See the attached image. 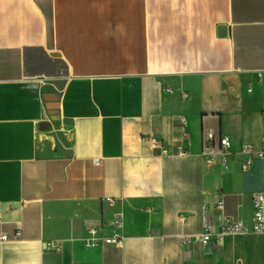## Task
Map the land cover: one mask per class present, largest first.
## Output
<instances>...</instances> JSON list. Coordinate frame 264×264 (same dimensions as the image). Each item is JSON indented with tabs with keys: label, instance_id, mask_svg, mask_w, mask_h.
<instances>
[{
	"label": "crops",
	"instance_id": "crops-1",
	"mask_svg": "<svg viewBox=\"0 0 264 264\" xmlns=\"http://www.w3.org/2000/svg\"><path fill=\"white\" fill-rule=\"evenodd\" d=\"M258 71L264 0H0V264H264V235L184 242L218 199L252 223ZM205 131L230 138L226 166L205 163ZM115 212L123 247L87 248Z\"/></svg>",
	"mask_w": 264,
	"mask_h": 264
},
{
	"label": "built area",
	"instance_id": "built-area-1",
	"mask_svg": "<svg viewBox=\"0 0 264 264\" xmlns=\"http://www.w3.org/2000/svg\"><path fill=\"white\" fill-rule=\"evenodd\" d=\"M260 81H264V71L257 73ZM170 92V91H169ZM264 117V114H263ZM185 123V122H184ZM154 150L158 151L160 155L165 156L168 154L176 153L178 155H186L187 149L180 145L175 148L167 146L164 142L157 139H150ZM263 149L259 152L255 151L252 145H244L242 153L246 158L242 161V168L248 170L254 166L255 159H264V137L262 139ZM232 142L228 136H217L213 131H205L203 133V155L206 157V164L219 163L223 167L226 166L234 154L231 153ZM96 165L99 161L95 162ZM107 204L110 207H115V199H107ZM253 218L252 223L246 224L241 221H235L224 214V202L220 199L217 200L214 209L218 213V223L207 215L205 217L204 233L195 237H184L185 243H191L193 240L206 245L211 241H215L218 246L223 245L225 239L229 236H239L247 234L264 235V192H258L253 195ZM123 225V214L115 212L109 220V224L101 226H87V238L85 239V246L89 249L98 247L103 241L105 244L116 245L123 247L125 237L121 233ZM106 230L109 234L101 238L99 235ZM16 235L19 237L21 231H17ZM9 240L8 235L3 234L0 236V244L6 243ZM51 248L59 250V245L51 244Z\"/></svg>",
	"mask_w": 264,
	"mask_h": 264
}]
</instances>
